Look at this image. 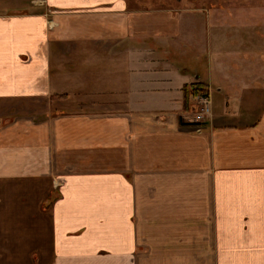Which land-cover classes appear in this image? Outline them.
<instances>
[{
  "label": "crops",
  "instance_id": "0c3cea01",
  "mask_svg": "<svg viewBox=\"0 0 264 264\" xmlns=\"http://www.w3.org/2000/svg\"><path fill=\"white\" fill-rule=\"evenodd\" d=\"M194 13L0 0V264H264V74Z\"/></svg>",
  "mask_w": 264,
  "mask_h": 264
},
{
  "label": "rangeland",
  "instance_id": "374dc122",
  "mask_svg": "<svg viewBox=\"0 0 264 264\" xmlns=\"http://www.w3.org/2000/svg\"><path fill=\"white\" fill-rule=\"evenodd\" d=\"M134 1L136 5L141 1L149 8L193 9L203 25L205 36L211 43V49L205 56L214 61H223L226 65L224 72L232 78L231 82H234L235 86L244 80L248 81L251 74L253 76L264 74V0ZM220 39L223 42L222 46ZM226 46L230 51H227V54ZM213 75L214 90L218 86L219 76L217 71L213 72ZM262 82L264 79L259 80V83ZM215 92L212 93L213 100L216 98ZM187 109L191 110L193 117L196 116L198 110L196 96H191ZM6 111L14 112L0 105V116Z\"/></svg>",
  "mask_w": 264,
  "mask_h": 264
},
{
  "label": "built area",
  "instance_id": "2783aa9c",
  "mask_svg": "<svg viewBox=\"0 0 264 264\" xmlns=\"http://www.w3.org/2000/svg\"><path fill=\"white\" fill-rule=\"evenodd\" d=\"M196 102L198 103V110L194 121L198 123L206 122L212 115V101L210 96L198 95L196 96Z\"/></svg>",
  "mask_w": 264,
  "mask_h": 264
},
{
  "label": "trees",
  "instance_id": "16d2710c",
  "mask_svg": "<svg viewBox=\"0 0 264 264\" xmlns=\"http://www.w3.org/2000/svg\"><path fill=\"white\" fill-rule=\"evenodd\" d=\"M209 96L208 86L202 83H194L184 87V101L185 107H188L191 96Z\"/></svg>",
  "mask_w": 264,
  "mask_h": 264
}]
</instances>
